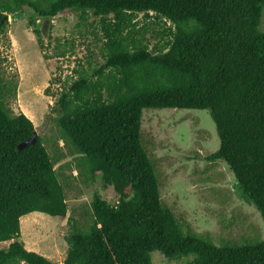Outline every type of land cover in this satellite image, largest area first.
Returning a JSON list of instances; mask_svg holds the SVG:
<instances>
[{"label":"trees","instance_id":"16d2710c","mask_svg":"<svg viewBox=\"0 0 264 264\" xmlns=\"http://www.w3.org/2000/svg\"><path fill=\"white\" fill-rule=\"evenodd\" d=\"M27 10L39 42L36 18L66 10L84 24L99 17L103 34L104 63L90 70L78 62L52 112L78 163L90 164L93 180L98 173L118 201L93 194L92 222L72 226L63 264H152L154 250L192 256L186 264H264V239L216 245L183 228L162 201L141 139L144 109H209L220 145L208 159L228 165L264 219V0H0V36L9 14ZM139 14L162 25L153 47ZM15 92L0 75V242L10 241L0 264H58L25 247L21 218L67 216L59 169L72 165L56 167L31 118L13 112L7 100ZM35 132L36 141L19 149Z\"/></svg>","mask_w":264,"mask_h":264},{"label":"rangeland","instance_id":"374dc122","mask_svg":"<svg viewBox=\"0 0 264 264\" xmlns=\"http://www.w3.org/2000/svg\"><path fill=\"white\" fill-rule=\"evenodd\" d=\"M33 14L27 10L8 15L7 32L0 36V75L16 85L8 105L14 113L23 112L31 118L48 152L58 161L56 167L66 162L72 165L59 169L68 202L67 216L33 212L21 220L25 247L63 264L69 247L66 237L72 226L88 229L92 222L93 194L98 192L110 204L118 201L114 187L105 185L98 173L93 180L90 164L84 168L78 163L80 156L72 154L52 112L66 74H72L78 62L90 70L104 63L103 34L99 17L91 15L84 24L78 11L66 10L52 19L36 18L41 27L39 42L31 24ZM138 20L153 47L162 25L155 18L144 22L143 14ZM141 139L154 164L162 201L185 230L202 234L216 245L264 239V219L238 190L231 169L222 160L208 159L220 145L209 109H144ZM83 170L86 173L80 172ZM9 244L0 242V249ZM151 258L152 264H186L192 256L168 259L154 250Z\"/></svg>","mask_w":264,"mask_h":264},{"label":"water","instance_id":"95a60500","mask_svg":"<svg viewBox=\"0 0 264 264\" xmlns=\"http://www.w3.org/2000/svg\"><path fill=\"white\" fill-rule=\"evenodd\" d=\"M36 137H37V132L34 133L33 137L30 138L27 142H23L19 145V149H22L24 147H26L28 144H32L36 141Z\"/></svg>","mask_w":264,"mask_h":264},{"label":"crops","instance_id":"0c3cea01","mask_svg":"<svg viewBox=\"0 0 264 264\" xmlns=\"http://www.w3.org/2000/svg\"><path fill=\"white\" fill-rule=\"evenodd\" d=\"M23 218H24V217H23ZM23 218H21V220H22Z\"/></svg>","mask_w":264,"mask_h":264}]
</instances>
